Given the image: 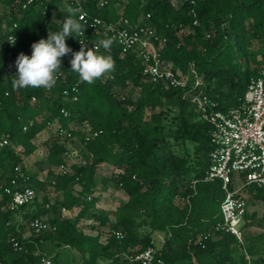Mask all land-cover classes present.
<instances>
[{
  "label": "trees",
  "instance_id": "1",
  "mask_svg": "<svg viewBox=\"0 0 264 264\" xmlns=\"http://www.w3.org/2000/svg\"><path fill=\"white\" fill-rule=\"evenodd\" d=\"M27 1L0 0V143L7 140L0 145L1 264H41L43 257L50 258V264H65L61 250L69 258L73 254L79 264H142L129 258L149 248L155 249L160 264H264V232L246 238V218L243 241L216 230L223 220L222 182L204 180L215 148L213 126L200 117L192 99L202 91L223 113L242 104L251 81L264 68V0H185L181 5L171 0H107L103 7L98 0H80L92 18L109 23L126 18L152 27L164 40L161 46L157 43L161 59L184 73L193 64L201 84L193 88V79L183 88L153 83L142 74V60L124 54L113 42L114 71L93 85L80 83L71 71L70 53L61 58L59 78L50 91H14L17 56L23 52L30 57L31 45L47 39L48 31L61 30L68 15L60 13L67 7L64 0H32L24 9ZM10 34L16 38L11 46ZM93 37L87 28L84 38ZM79 40L66 38L73 52L80 50ZM99 53L109 54L104 48ZM130 88L139 90L136 98ZM56 124L72 133L64 140L80 143L83 162L67 174L56 171L67 167L70 151L55 135L39 162L40 170L48 165L47 180L39 181L25 160L38 150L36 138ZM84 125L100 134L85 142ZM17 168L43 193L41 202L37 198L10 208L11 197L3 189L18 178ZM103 169L111 174L98 180ZM48 186L57 194L52 204ZM111 186L127 199L107 211L98 207L99 194ZM246 192L264 202V187L250 186ZM63 209L78 210L76 217ZM36 218L55 230L35 234L30 223ZM84 220L91 222L86 229L96 235L79 226ZM12 238L22 250L14 247Z\"/></svg>",
  "mask_w": 264,
  "mask_h": 264
},
{
  "label": "built area",
  "instance_id": "2",
  "mask_svg": "<svg viewBox=\"0 0 264 264\" xmlns=\"http://www.w3.org/2000/svg\"><path fill=\"white\" fill-rule=\"evenodd\" d=\"M98 1L99 7L107 4V0ZM31 2L32 0L27 1L23 8L26 9ZM192 2L194 3V1ZM80 4V0H64L65 6H73L72 8L78 10V18L83 15L84 19L81 23L86 27L84 36L87 28L95 35L91 39H85L83 35L79 36L80 41L88 49L96 46L100 51L103 47L99 42L103 39L113 38L124 54L133 53L142 60V74L151 82L162 84L165 87L181 88L186 87L190 79L194 80L193 88H197L201 84L197 69L193 64H190L187 72L184 73L180 70L174 71L171 64L161 59L157 43L161 46L164 40L160 39L149 25L133 24L126 18L115 23H109L99 17L92 18L81 8ZM196 23L197 21L194 22V24ZM12 37L14 36L10 34L7 38V43L10 46L12 44L9 42ZM192 99L200 117L213 126L212 140L215 148L211 154L212 165L204 180L210 182L220 180L222 182L224 199L221 203V213L223 220L218 223L216 230L234 235L239 241H243L242 227L248 213L245 193L250 186L264 187V68L260 71L259 76L251 81L242 104L228 113L215 110V105L202 97V91L193 94ZM62 114L67 117L68 111L63 109ZM57 125L56 135L62 139L72 137L70 130ZM81 131L85 133V142L100 134V132L92 131L89 125H84ZM4 144H7V140L0 143V145ZM16 171L19 176L12 181V187L3 189V193L11 197V209H19L38 198L36 189L28 184L29 178L26 173L20 168H17ZM68 172V167L64 165L59 168L61 174ZM195 183L196 181H193V184ZM63 212H67L66 209H63ZM30 228L35 234L55 230L42 218L31 221ZM115 234L118 239L123 238L122 232ZM11 242L16 249L22 250V245L15 238H12ZM129 259L131 262H141L142 264H160L162 262L157 258L153 248L132 255ZM50 263L48 257H43L41 260V264Z\"/></svg>",
  "mask_w": 264,
  "mask_h": 264
},
{
  "label": "clouds",
  "instance_id": "3",
  "mask_svg": "<svg viewBox=\"0 0 264 264\" xmlns=\"http://www.w3.org/2000/svg\"><path fill=\"white\" fill-rule=\"evenodd\" d=\"M67 17L62 21L61 30L57 32L48 31L47 39L41 38L38 42L31 45L32 53L29 57L21 52L15 61L17 74L11 82L14 91L20 89H39L51 90L57 84L61 70V58L70 54L71 71L79 76L80 83L93 85L96 80L103 77L106 73L114 71L115 61L110 54L113 38L103 39L99 44L109 54L99 53V49L89 48L82 41L79 51L73 50L66 43V38L71 36H84L85 26L83 15L77 18L78 10L68 6L66 8ZM11 43H16L15 36L11 38Z\"/></svg>",
  "mask_w": 264,
  "mask_h": 264
},
{
  "label": "rangeland",
  "instance_id": "4",
  "mask_svg": "<svg viewBox=\"0 0 264 264\" xmlns=\"http://www.w3.org/2000/svg\"><path fill=\"white\" fill-rule=\"evenodd\" d=\"M175 5H181L185 0H171ZM66 8L64 7L61 9L60 13L66 14ZM111 72L106 73L104 76L107 77L109 76ZM132 92V93H131ZM130 95L134 96L135 98L139 95V90L133 88H130ZM57 124L54 126H51L49 129L44 130L35 140L36 144L39 147V151L36 152L33 156L29 157L27 160V169L37 175V180L39 181H46L47 180V175H48V165L46 164L44 166L43 170H40L39 167V162L44 160L47 155V149L49 147V144L51 143L52 140L55 139L56 135V129H57ZM64 140V139H63ZM66 142V145L69 149V154L66 157V162H67V167L68 171L70 172L72 170V166L78 163L83 162V149L80 143L74 142ZM56 171L59 172V168L55 169ZM111 174V171L109 169H103L101 172V175L97 177L99 180L101 176H109ZM47 192L49 193L50 201L51 204L56 200L57 194L54 191V188L51 186L47 187ZM38 201H42V192L38 191ZM100 197V202L98 203V207L107 210V211H114L120 204L124 203L127 199L126 194L115 187H110L107 193L99 194ZM245 198L248 202V213L246 217V222L250 224L249 227L245 228V237H251L256 234L264 232V202L262 201H257L254 200L248 192L245 193ZM78 210L74 211H67L64 212L71 218H75ZM91 222L84 220L79 223V226L85 229L89 234L96 235V233H92L88 229H86V226L89 225ZM106 230L104 229L102 231L103 234V239L105 240L106 236ZM53 249V248H52ZM54 250V249H53ZM61 255L60 258L65 261V264H79L77 259L73 260L74 256L71 254V257H68V253L65 252L64 250H61Z\"/></svg>",
  "mask_w": 264,
  "mask_h": 264
},
{
  "label": "crops",
  "instance_id": "5",
  "mask_svg": "<svg viewBox=\"0 0 264 264\" xmlns=\"http://www.w3.org/2000/svg\"><path fill=\"white\" fill-rule=\"evenodd\" d=\"M118 9L121 11L123 9V7L121 6V4H118L117 5ZM36 143V142H35ZM39 151V147H38V150L36 152ZM33 156V155H32ZM28 159V158H27ZM25 165H27V160H25ZM27 168V167H26Z\"/></svg>",
  "mask_w": 264,
  "mask_h": 264
}]
</instances>
